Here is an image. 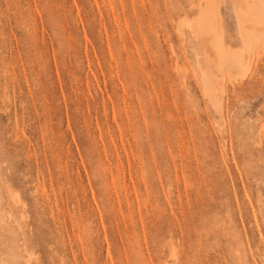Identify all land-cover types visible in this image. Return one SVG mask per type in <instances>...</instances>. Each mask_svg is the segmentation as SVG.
Here are the masks:
<instances>
[{"label":"rangeland","instance_id":"obj_1","mask_svg":"<svg viewBox=\"0 0 264 264\" xmlns=\"http://www.w3.org/2000/svg\"><path fill=\"white\" fill-rule=\"evenodd\" d=\"M207 3L243 66L210 93L188 24ZM250 3L0 0L20 264H264V50L236 17Z\"/></svg>","mask_w":264,"mask_h":264},{"label":"bare ground","instance_id":"obj_2","mask_svg":"<svg viewBox=\"0 0 264 264\" xmlns=\"http://www.w3.org/2000/svg\"><path fill=\"white\" fill-rule=\"evenodd\" d=\"M244 1L251 2L250 5L255 4V8L249 11L248 9L252 8L251 5V7L247 8L248 12L245 9L246 12H241L240 10L236 13V17L239 19V21L237 20V24L243 44L247 50H250L252 40H254L257 41L264 50V0ZM244 6L246 5L244 4ZM214 11L216 10L210 8L207 3L199 19L193 23H188L196 44L202 49L207 59L206 65L208 70L201 72V78L204 88L208 93H210V76H215L216 74L214 75V73L215 71L217 72V69L220 71L222 69L231 71L243 69L242 58L239 55L241 53L231 54L222 43L220 38L221 31L218 30L219 26L217 27L218 20L216 22V18L218 17H216L215 14L217 13ZM14 224L7 207L5 189L0 183V264H20L22 259L25 258L27 260L30 258L24 250L20 237L18 239V232L20 229L17 231L16 227L18 226L15 227ZM29 260L30 259H28V261Z\"/></svg>","mask_w":264,"mask_h":264}]
</instances>
